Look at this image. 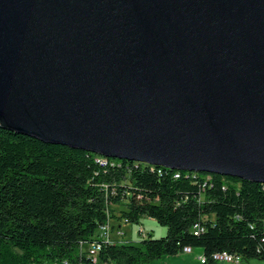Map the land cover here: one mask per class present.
<instances>
[{"label":"water","instance_id":"95a60500","mask_svg":"<svg viewBox=\"0 0 264 264\" xmlns=\"http://www.w3.org/2000/svg\"><path fill=\"white\" fill-rule=\"evenodd\" d=\"M0 127L264 183V0H0Z\"/></svg>","mask_w":264,"mask_h":264},{"label":"trees","instance_id":"16d2710c","mask_svg":"<svg viewBox=\"0 0 264 264\" xmlns=\"http://www.w3.org/2000/svg\"><path fill=\"white\" fill-rule=\"evenodd\" d=\"M144 216L167 234L102 242L96 256L82 250L109 219L117 227ZM185 247L264 260V183L107 158L0 127V264H147Z\"/></svg>","mask_w":264,"mask_h":264},{"label":"built area","instance_id":"2783aa9c","mask_svg":"<svg viewBox=\"0 0 264 264\" xmlns=\"http://www.w3.org/2000/svg\"><path fill=\"white\" fill-rule=\"evenodd\" d=\"M126 221H123L124 223ZM203 228L199 224H195L194 232L195 234H199ZM139 234L142 237L147 235V232L144 226H140ZM126 233L123 230V227L117 226L113 227V221L109 219L104 225L99 228L97 233V237L91 242H84L82 244V250L85 249L90 253V255L96 256L98 252L101 250L102 242H114V241H124ZM195 249L192 247H185L183 252L184 253H191ZM203 264H209L210 262L218 263V262H225L230 264H244L243 258L239 254H235L229 252L227 250L224 251H217L213 253L210 257L206 256L203 252L198 257Z\"/></svg>","mask_w":264,"mask_h":264},{"label":"rangeland","instance_id":"374dc122","mask_svg":"<svg viewBox=\"0 0 264 264\" xmlns=\"http://www.w3.org/2000/svg\"><path fill=\"white\" fill-rule=\"evenodd\" d=\"M140 226H144L146 232H152L153 236L156 238L162 237L167 234L166 226L161 225L155 218L144 216L139 224L129 222L123 223V230L126 233L125 241H133L134 243H139L143 239L138 231ZM252 260L253 264H264V260L262 259Z\"/></svg>","mask_w":264,"mask_h":264},{"label":"crops","instance_id":"0c3cea01","mask_svg":"<svg viewBox=\"0 0 264 264\" xmlns=\"http://www.w3.org/2000/svg\"><path fill=\"white\" fill-rule=\"evenodd\" d=\"M113 223L116 222L113 221ZM118 225L123 227L122 222H119ZM125 240L126 239L124 238V241ZM201 253H202V249H195L191 253L181 252L173 256H164L161 259L154 260L147 264H203L198 258ZM252 261L253 260L249 261L248 263L244 262V264H253ZM216 264H230V263L218 262Z\"/></svg>","mask_w":264,"mask_h":264}]
</instances>
